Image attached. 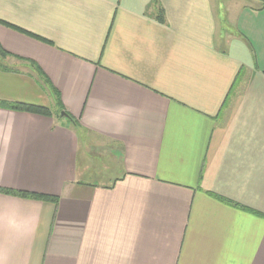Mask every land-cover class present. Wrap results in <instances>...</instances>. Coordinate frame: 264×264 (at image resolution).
Returning a JSON list of instances; mask_svg holds the SVG:
<instances>
[{"label": "crops", "instance_id": "obj_1", "mask_svg": "<svg viewBox=\"0 0 264 264\" xmlns=\"http://www.w3.org/2000/svg\"><path fill=\"white\" fill-rule=\"evenodd\" d=\"M0 43L53 111L0 108V186L59 198L0 193V264H264V0H0Z\"/></svg>", "mask_w": 264, "mask_h": 264}, {"label": "trees", "instance_id": "obj_2", "mask_svg": "<svg viewBox=\"0 0 264 264\" xmlns=\"http://www.w3.org/2000/svg\"><path fill=\"white\" fill-rule=\"evenodd\" d=\"M156 18H158L162 22L165 21V14H164V10L162 7H160V9L158 10ZM22 32L27 33L33 37L42 39L41 37L33 35L29 32H26L23 30ZM42 40H45V39H42ZM13 59L19 60V61H22V60L28 61L33 71L36 73V75H38L39 79L49 82L46 73L42 70V68L36 62L25 59L21 56H18L8 51L0 43V70L17 72L19 69L11 64V60ZM53 91H54V95L57 100V104L59 106V111L57 112V114L63 117L61 113L64 112L65 113L64 117H68L69 119L73 120L72 116L64 109L58 90L53 88ZM0 108L10 109V110L20 111V112H28V113L42 115V116H52L53 115V111L49 106L42 105V104H36V103L22 102V101H8V100L0 99ZM0 193H5L8 195H15V196L23 197V198H32V199H37V200H42V201H50L56 204L58 203V200H59L58 196L52 195V194L28 191V190H23V189L7 188V187H1V186H0Z\"/></svg>", "mask_w": 264, "mask_h": 264}, {"label": "rangeland", "instance_id": "obj_3", "mask_svg": "<svg viewBox=\"0 0 264 264\" xmlns=\"http://www.w3.org/2000/svg\"><path fill=\"white\" fill-rule=\"evenodd\" d=\"M12 62H17V61L13 60V61H11V63H12ZM97 158L99 159V158H100V156H99V155H97Z\"/></svg>", "mask_w": 264, "mask_h": 264}, {"label": "water", "instance_id": "obj_4", "mask_svg": "<svg viewBox=\"0 0 264 264\" xmlns=\"http://www.w3.org/2000/svg\"><path fill=\"white\" fill-rule=\"evenodd\" d=\"M62 114L64 115L65 113L63 112Z\"/></svg>", "mask_w": 264, "mask_h": 264}]
</instances>
